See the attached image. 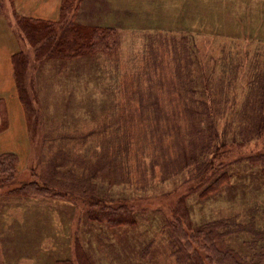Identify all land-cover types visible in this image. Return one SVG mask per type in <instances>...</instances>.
Returning <instances> with one entry per match:
<instances>
[{
  "label": "rangeland",
  "instance_id": "1",
  "mask_svg": "<svg viewBox=\"0 0 264 264\" xmlns=\"http://www.w3.org/2000/svg\"><path fill=\"white\" fill-rule=\"evenodd\" d=\"M12 1L0 0V14L19 40L18 52L30 57L26 86L35 113L27 115L16 86L15 97L7 98L10 108L0 95V155L18 157L14 178L0 186V264H78L77 245L92 264H175L166 223L184 195L194 226L230 215L245 221L257 215L261 225L264 177L246 158L264 151V135L244 142V119L249 84L264 68L263 0H84L76 21L114 26L120 50L117 57L70 62L35 60ZM179 66H190L191 76L186 72L181 80ZM193 79L197 94L187 89ZM192 106L215 115L219 137L212 145L228 151L222 163L230 164L231 184L209 197H201L203 188L184 160L202 146ZM108 160L125 183L110 188L99 180L96 196L126 205L135 226L94 220L105 207L90 206L77 194L55 196L38 192L39 186L13 193L31 183L51 186L57 173L91 177ZM250 237L228 243L251 255Z\"/></svg>",
  "mask_w": 264,
  "mask_h": 264
},
{
  "label": "trees",
  "instance_id": "2",
  "mask_svg": "<svg viewBox=\"0 0 264 264\" xmlns=\"http://www.w3.org/2000/svg\"><path fill=\"white\" fill-rule=\"evenodd\" d=\"M83 1L60 0V17L56 21L24 17L15 11L14 15L20 29V35L32 47H35L36 61L42 58H51L70 62L85 56H97L99 54L107 57H117L120 50L117 28L114 26L81 24L76 21L82 9ZM84 14H86V10L82 12V16ZM12 64L19 101L27 115L35 113L26 86L30 57L21 50L12 56ZM193 64L190 63V65ZM186 72L190 77V66H179L177 69L181 80ZM188 83L190 85L187 84V89L197 94L194 88L196 85L195 79L189 80ZM249 85L251 91L246 103L247 111L244 120L247 122V125H245L247 131L244 142L260 139L264 135V68L258 71L254 81L250 82ZM200 103L202 104V101ZM193 107H191L192 115L190 116L195 119L192 121V125L198 129V140H196L197 142L201 141L202 146L200 153L194 152V150L190 157L185 153L184 160L186 168L192 167L191 172L194 173L192 180H196V182L194 180V183L203 188L201 197H209L218 193L224 185L231 184L230 176L226 171L230 164L222 163L228 151L222 149L221 146L213 147L216 138L219 137L215 128V115L209 112H200V109H193ZM2 111L5 115L3 116L1 128L4 130L8 124L4 105ZM196 111L198 112L197 118L194 116ZM203 124H207L206 130ZM239 145L241 146L242 143ZM246 160L252 167H260V174L264 177V151L255 153L247 157ZM17 164L18 157L16 154L0 155V186L12 181L17 172ZM117 171H119V175ZM92 172L94 173L91 177L84 175L81 178H76L73 175L72 177L76 179L63 176L61 178L59 177L60 173H57V175L51 176V186L41 187L39 184L31 183L29 187L13 190V193H31L39 186L40 188L37 187L38 192L51 190V194L55 196L62 195L59 191L65 192V196L77 194L90 206H98L99 204L105 207L99 211V215L93 217L94 220L100 223L107 222L113 228L135 226V218L126 205H112V203L109 205L106 199L99 200L96 196L98 191L95 182L99 180L106 183L110 188L125 183L120 168L112 160H108L102 165L97 164ZM100 172L101 174H98ZM33 187L35 189L27 191V189ZM186 199L187 196L184 195L179 201L178 207L173 210L172 219L166 223L170 233L171 257L175 259V264H264V210L261 213V225L256 222L257 215L249 221H245L239 215H230L194 226L189 210L185 206ZM240 235L251 236V240L247 243L248 247L253 250L251 255H244L229 245L228 239L230 237ZM152 246L153 244L150 242L142 254L143 258L150 252ZM84 249L81 245L76 247L78 264H92ZM56 264L74 263L71 260H59Z\"/></svg>",
  "mask_w": 264,
  "mask_h": 264
},
{
  "label": "crops",
  "instance_id": "3",
  "mask_svg": "<svg viewBox=\"0 0 264 264\" xmlns=\"http://www.w3.org/2000/svg\"><path fill=\"white\" fill-rule=\"evenodd\" d=\"M15 9L25 17L35 19L56 21L60 17V0H13ZM12 1V2H13ZM264 1V0H263ZM19 40L12 32L7 18L0 14V95L6 98L7 108L8 99L15 97L14 71L12 66V56L19 51ZM5 85V89L3 86ZM4 94V95H3ZM15 105L10 110L14 112Z\"/></svg>",
  "mask_w": 264,
  "mask_h": 264
}]
</instances>
